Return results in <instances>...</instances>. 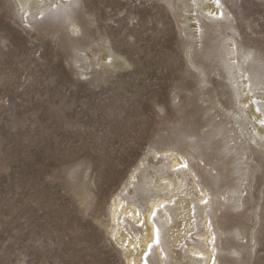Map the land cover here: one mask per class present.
I'll return each instance as SVG.
<instances>
[{"label": "rangeland", "instance_id": "1", "mask_svg": "<svg viewBox=\"0 0 264 264\" xmlns=\"http://www.w3.org/2000/svg\"><path fill=\"white\" fill-rule=\"evenodd\" d=\"M214 1L71 0L21 22L0 0V264H123L108 207L162 147L211 183L215 264H264V133L240 101L259 81L264 112V0Z\"/></svg>", "mask_w": 264, "mask_h": 264}, {"label": "bare ground", "instance_id": "2", "mask_svg": "<svg viewBox=\"0 0 264 264\" xmlns=\"http://www.w3.org/2000/svg\"><path fill=\"white\" fill-rule=\"evenodd\" d=\"M11 1L18 18L26 22L28 16L40 17L49 12L50 6L71 0ZM203 9L218 12L214 0H204ZM231 45L227 58L233 61L236 54ZM250 68L249 64L240 67L235 63L237 77ZM242 83L245 93L240 101L246 106L245 114L263 134L264 128L258 122H264V112L254 103L252 92L259 81L250 84L244 78ZM233 97L238 99V92L234 91ZM243 119L239 118L238 124ZM187 157L190 156L168 147L149 150L131 168L113 196L105 227L119 249L123 264H215L217 236L208 214L211 183L201 180L199 171L187 164ZM77 179L82 194L87 195L86 182Z\"/></svg>", "mask_w": 264, "mask_h": 264}]
</instances>
